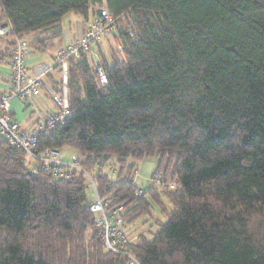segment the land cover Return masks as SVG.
<instances>
[{
    "label": "trees",
    "instance_id": "trees-1",
    "mask_svg": "<svg viewBox=\"0 0 264 264\" xmlns=\"http://www.w3.org/2000/svg\"><path fill=\"white\" fill-rule=\"evenodd\" d=\"M102 8L121 21L123 58L98 50L105 84L90 51L68 62L70 114L36 147H71L86 170L115 156L117 178L93 180L125 225L160 206L165 221L131 244L139 264H264V0H0L16 37L41 33L27 42L41 52L65 14ZM153 154V175L178 185L136 195L131 171ZM88 185L33 170L0 138V264H126L104 248Z\"/></svg>",
    "mask_w": 264,
    "mask_h": 264
},
{
    "label": "built area",
    "instance_id": "built-area-1",
    "mask_svg": "<svg viewBox=\"0 0 264 264\" xmlns=\"http://www.w3.org/2000/svg\"><path fill=\"white\" fill-rule=\"evenodd\" d=\"M117 19L105 8H102L99 14L93 15L87 21L82 36L65 44L54 53L51 63H41L33 68H29L27 65L30 53L27 41L16 37L10 24L0 27V36L11 35L14 39L8 60V88L0 94V138L23 152L24 165L33 170L48 173L53 179H70L74 175L82 173L90 181L93 190V201L89 210L94 214L95 226L99 229L105 250L123 255L127 260L126 264H139L131 248V244L137 239V236L131 238L124 230V206L115 204L113 197L99 193L93 177L80 165L77 157L65 160L59 157V152L55 149L47 147L38 149L36 147L38 136L63 124L65 118L70 114L67 86L68 62L77 58L82 51H91L92 47L114 33ZM128 34L132 39L137 36L133 31H129ZM116 48L120 54L124 55L123 48L119 43ZM94 64L99 82L105 84L106 75L98 58L94 60ZM55 70L61 74L60 87L57 90L45 81V78ZM41 90L50 97L54 110L45 112L43 119L33 129H22L11 113L10 103L13 99L23 101L33 99L39 95ZM135 175L136 168L133 169L131 176L133 181ZM149 180L151 185L166 190H173L178 185L175 181L164 180L155 174ZM135 194L141 195L142 189H137Z\"/></svg>",
    "mask_w": 264,
    "mask_h": 264
},
{
    "label": "rangeland",
    "instance_id": "rangeland-1",
    "mask_svg": "<svg viewBox=\"0 0 264 264\" xmlns=\"http://www.w3.org/2000/svg\"><path fill=\"white\" fill-rule=\"evenodd\" d=\"M74 17L80 18V16L76 15L74 12H71V11L68 12V14H66L65 16H63V18H62V31L63 32L62 33H66V31H68L72 27V25H73L72 20ZM120 22L121 21L117 19V26L120 24ZM1 24H2V21L0 19V26H1ZM114 33H111L110 35L105 37L104 40L100 41V43L98 44L96 49L93 50L94 54L93 55L91 54V56L93 57V58L92 57L91 58L93 60H95L97 58L100 59L99 51H98L99 49L107 57H110L111 51H114L117 54H119V56H121L123 58V55L120 54L116 48L117 40H116ZM30 35H31V32H30ZM60 39L61 38H59V37L51 39L47 43V52H50L54 48V46L60 41ZM49 63H51V59L49 60ZM53 74H55V76L60 80L61 74L59 71L55 70V71H53ZM67 76H68V74H67ZM68 151H71L74 153L72 156H77V157L79 156L80 157V153L77 150H75L71 147H68V146L62 147L61 149L58 150L59 157L61 159L70 160L72 156L66 154ZM157 159H158V155L153 154V155L145 156L141 160L137 161V163H136V175L134 177V182H135V185L137 187H139V189L143 190V189L148 188L151 185V182L149 179L153 175V173L156 169ZM118 168L119 167H118V163L116 161L115 156L110 155L107 158L106 162H104L102 165L100 164V165L95 166L94 168H92L90 170H86V171H88L90 176L93 177L95 175V173L98 170H100L101 173H106L111 179L115 180L117 178ZM132 174H133V170L131 171L130 175L132 176ZM88 182H89V185H88L87 190H86L87 191V197H88V199H92L93 198V190H92V187L90 185L89 180H88ZM160 199H161V202L163 203L166 211H169L171 209V203L163 195H161ZM165 219H166V215H165V213H163L160 210V206L157 203L151 201L150 214L148 216H142V217L138 218V220H136L132 224H128V225L126 224L124 226V230L128 233L129 237H131V238L137 236L139 233H144L145 235L150 237L151 233L155 232L158 229V224L165 221Z\"/></svg>",
    "mask_w": 264,
    "mask_h": 264
},
{
    "label": "crops",
    "instance_id": "crops-1",
    "mask_svg": "<svg viewBox=\"0 0 264 264\" xmlns=\"http://www.w3.org/2000/svg\"><path fill=\"white\" fill-rule=\"evenodd\" d=\"M91 17L92 16L90 15L88 20ZM0 19L2 21L1 26L9 25L7 20L2 15L1 10ZM72 21V27L68 31H66V33H62L63 31H61V34L58 36L59 38H61L60 41L54 46V48L50 52H47V43L51 39L46 42V47L43 52L30 48V53L27 58V65L29 68H33L41 63H48L54 53L58 51L61 47L82 36L85 26L87 24V20H83L82 17H74ZM40 35V32L34 31L31 32V35L30 33L26 34L24 38L27 42H29L34 37ZM10 42L11 40L9 37L0 36V94L8 88V60L12 50V44ZM97 46L98 45L92 47V50L90 51V56L91 54H94L93 50H95ZM45 81L49 86L54 88L55 82H58L59 79L55 76V74L52 73L45 78ZM10 110L13 117L19 122L20 127L25 130H30L40 123L45 112L54 110V105L50 97L46 94V92L41 90L37 97L28 101H23L21 99H13L10 103ZM66 154L72 156L74 153L68 151Z\"/></svg>",
    "mask_w": 264,
    "mask_h": 264
},
{
    "label": "water",
    "instance_id": "water-1",
    "mask_svg": "<svg viewBox=\"0 0 264 264\" xmlns=\"http://www.w3.org/2000/svg\"><path fill=\"white\" fill-rule=\"evenodd\" d=\"M29 172V171H28Z\"/></svg>",
    "mask_w": 264,
    "mask_h": 264
}]
</instances>
